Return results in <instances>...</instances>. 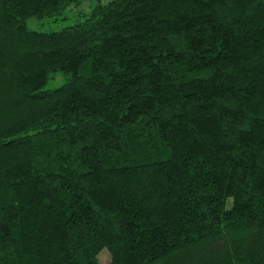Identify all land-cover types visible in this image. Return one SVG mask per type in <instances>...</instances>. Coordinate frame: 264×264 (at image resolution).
<instances>
[{
	"label": "trees",
	"instance_id": "obj_1",
	"mask_svg": "<svg viewBox=\"0 0 264 264\" xmlns=\"http://www.w3.org/2000/svg\"><path fill=\"white\" fill-rule=\"evenodd\" d=\"M79 3L0 0V264H264V0Z\"/></svg>",
	"mask_w": 264,
	"mask_h": 264
},
{
	"label": "rangeland",
	"instance_id": "obj_2",
	"mask_svg": "<svg viewBox=\"0 0 264 264\" xmlns=\"http://www.w3.org/2000/svg\"><path fill=\"white\" fill-rule=\"evenodd\" d=\"M112 0H80L79 4H73L66 13L59 17L58 20L53 19H43L37 20L32 19L28 22V27L37 32L41 33H50V32H59L63 29L73 26L85 19L86 14L90 13L92 9L98 4H107ZM65 83V79L61 74L48 82L44 87V90H53L61 87ZM101 264H109V255L104 251L100 255Z\"/></svg>",
	"mask_w": 264,
	"mask_h": 264
}]
</instances>
